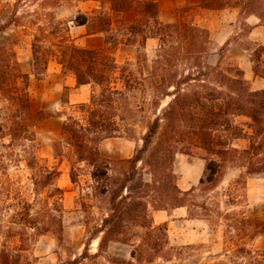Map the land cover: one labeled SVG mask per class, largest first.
Masks as SVG:
<instances>
[{"label": "trees", "instance_id": "1", "mask_svg": "<svg viewBox=\"0 0 264 264\" xmlns=\"http://www.w3.org/2000/svg\"><path fill=\"white\" fill-rule=\"evenodd\" d=\"M105 2H109L111 12H100L97 29L93 28L92 17L80 11L71 21L77 26H86L91 33H104L106 42L113 46H136L138 56L135 63L138 68H134L133 61L118 63L103 48H84L66 41L59 44L58 53L50 54L44 61L46 69L49 60L55 59L63 70L75 76L78 85L91 84L94 87L89 101L79 104L86 116L81 121L74 115L64 114L62 133L74 148L78 161L92 166L93 178L104 183L105 194H110L111 212L100 230L105 236L99 248L109 241L133 245L131 259L112 257L108 261L111 264H162L159 262L162 260L184 264L194 256L191 251L195 247L191 244L173 246L160 233L153 235L157 230L167 232L168 225L153 224L149 201L145 199L152 198L150 204L155 210L189 207L185 197L196 190H212L218 186L225 164L233 158L239 160L249 174L264 172V88L252 90L241 72L233 73L232 69L223 68L220 63L211 65L206 61L211 41L209 30L183 19L181 15L191 7L179 10L176 22L164 23L159 18L158 0ZM262 2L199 0L196 6L222 10L243 3L245 11L252 12L264 22ZM126 12L134 14L133 22L122 19L121 15ZM57 24L61 26L63 22L58 20ZM4 27L5 24L0 31ZM61 28L68 32L67 26ZM40 38L37 37L32 44L31 66L37 77L36 65L45 56L39 50ZM149 38L158 39V47L151 73L145 74L141 62L147 59L145 49ZM262 53L264 45L254 51L257 60ZM11 55L15 57L16 53L13 51ZM14 62L17 64V60L6 61L3 66L11 76L14 89L9 101L20 106L11 113L4 112L0 123V138L9 137L0 152V218H6L2 234L9 241L15 240L18 246L13 252L3 243L0 264H33L29 260L24 261L21 253L28 250L32 239L37 240L54 230L58 238L63 239L61 201L65 193L57 182L60 171L44 163L39 156V141L34 127L44 119L63 114L44 113V110L33 113L28 91L30 75L21 72ZM166 99L170 100L163 105ZM236 116L251 119L252 133L247 137L235 123ZM140 123L145 128L142 145L125 160L129 165L128 172L122 178H114L110 173L113 160L102 156L99 145L105 139L121 137L123 128L130 130ZM157 137L159 140L155 142ZM242 137L248 139V147L239 149L231 146V139ZM180 143L199 147L217 157L208 160L205 177L196 189L182 191L174 181L173 172H162L157 176L159 168L164 169L174 161ZM147 154V165L153 169L151 182H146L138 170L139 162H143ZM22 162L33 171L30 178L33 198L27 196L22 180L15 178L14 171ZM70 180L73 184L77 182L73 170ZM44 191L46 195L42 197ZM37 204L41 205L39 209ZM136 225L145 230L144 236L131 234L132 227ZM246 226L254 230L253 239L264 235V220L251 219ZM136 236L140 238L133 244ZM90 255L86 244L78 257L59 264H82ZM208 258L201 264H264V249H255L246 243L236 244L233 252L209 254Z\"/></svg>", "mask_w": 264, "mask_h": 264}, {"label": "rangeland", "instance_id": "2", "mask_svg": "<svg viewBox=\"0 0 264 264\" xmlns=\"http://www.w3.org/2000/svg\"><path fill=\"white\" fill-rule=\"evenodd\" d=\"M262 1L261 10L264 12V0ZM186 7L192 9L182 12V18L192 21L210 32L211 41L208 45L206 61L211 65L220 63L223 68L232 69L233 73L241 72L252 90L263 89L264 53H262L260 60H257L254 51L260 45H264V22H261L258 16L252 12L245 11L243 3L238 7L226 8L227 10L222 12L202 9L189 4L179 6V10ZM206 10H211V12ZM79 11L89 14L95 25L93 28L97 29L100 26V12H105V0H0V29L5 24L4 29L0 31V111L2 112L0 123L4 112L11 113L12 110L20 106L17 103L18 106L13 105L14 102L9 101V96L14 89L10 82L11 76L3 66L6 61L17 60V64L15 62L13 64L21 72L33 74L31 66L32 44L37 37H41V43L38 46L45 56H42L39 64L36 65L38 77L35 74L29 76L28 91L33 113L36 114L37 111L44 110V113L49 112L55 115L58 113L74 115L81 121L86 116V113L79 108L81 103H68L71 91L63 85L64 73L55 71L57 62L54 59L49 60L47 69L49 67L50 73H47L44 64L50 54L58 53L59 44L63 41L91 49L103 48L105 50V43L112 47L119 46H113L106 42L104 33H91L86 26L82 29L83 33L80 31L81 29L74 28L75 24L71 20ZM58 20L62 21L63 25L59 26ZM66 26L68 32L61 28ZM87 35L90 37L85 42L78 41L80 37ZM64 36L67 40L63 39ZM99 44L102 46L97 47ZM155 48L156 43H154L153 48H149L148 52L145 49L148 59L146 62H141V65L146 72L151 70ZM13 51L16 53L15 57L11 55ZM129 56H133L134 59L128 60ZM137 56L138 48L136 46L122 47L118 52V63L123 64L126 61L135 63ZM134 68H138L136 63ZM22 85L20 80V86L22 87ZM93 89L92 85L86 92L88 99H90ZM55 96L57 100H61L63 107L43 109L47 98L51 99ZM169 100L163 101V105H166ZM55 117L57 116L50 117L51 121H47L50 118L44 119L34 127V131L39 141V156L43 158L44 163L60 171L57 182L65 190L61 201L63 239L58 238L55 230L38 237L37 240L32 239L28 244V250L21 252L23 260H29L33 264H59L70 258L78 257L84 252L86 244L89 245L91 255L82 264H111L108 260L112 257L131 259L133 245L109 241L107 245L104 244L101 249L99 248L100 241L105 236V233L100 232V230L105 217L111 212L110 194H105L104 183H98L93 178L92 166L86 162L78 161L74 148L67 143L62 133L63 120L56 121ZM234 120L241 132L243 131L244 136L247 137L248 134L252 133L249 117L236 116ZM144 132V124L140 123L130 130L123 128L122 138L106 141L108 142L107 146L105 140L100 143L99 148L101 146L102 156L113 160L110 173L114 178H122L123 174L128 172L129 165L125 160L132 157L135 150L142 145L141 137ZM246 137L231 139V146L239 149L248 147L249 141ZM158 140L157 137L155 142ZM177 150L174 161L169 165L167 164L164 169L163 167L159 168L157 176H161L162 172H173L174 181L182 191L198 188L200 180L205 177L208 160L217 157L208 154L204 149L190 146L188 143L178 144ZM18 151L20 152V149ZM147 160H149V154L145 155L143 162H139L138 170L146 182H151L153 169L147 165ZM72 170L77 178L75 184L70 180ZM32 172L25 165V162H22L19 169L14 171L15 178L22 180L25 185L29 198L34 196L30 181ZM249 176H259L264 179V172L249 174L246 167H243L239 160L233 158V161L229 160L225 164L224 175L218 186L212 190H196L185 197L186 203L189 204V216L191 218L209 219V227L212 230L223 225L226 251L233 252L236 244L244 243L255 249H264V235H258L253 239L254 230L248 226L245 228L248 220H264V203L258 206L254 203L255 207L250 205L251 202L246 189ZM188 184L193 185L190 189L184 190L183 187ZM45 195L46 191L41 196L44 197ZM145 200L149 201V211L153 216L155 209L150 204L152 198L147 197ZM40 207L41 205L37 204V209ZM173 209L169 207V210L166 211ZM5 220L6 218H0V247L6 243L9 249L14 252L18 243L15 240L9 241L2 234L4 230L2 225L6 224L4 223ZM153 224L161 223H155L153 219ZM235 226L237 227L236 230L234 229ZM183 229L181 226L176 227L177 231L175 230L174 234L169 232V228L167 232L166 230H157L153 235L160 233V236L170 240V245L186 246L188 245L187 237L184 239L183 235H178L181 237L178 239L177 236V232L181 234ZM191 229L192 226L186 228V236ZM132 233L144 236L145 230L136 225L132 227ZM259 236L262 237L259 238ZM139 238L138 236L133 238V244ZM214 241L215 236L207 243H190L195 247V250L191 251L194 256L184 264H201L208 261L209 254L207 252L211 249ZM159 262L170 264L162 260Z\"/></svg>", "mask_w": 264, "mask_h": 264}, {"label": "crops", "instance_id": "3", "mask_svg": "<svg viewBox=\"0 0 264 264\" xmlns=\"http://www.w3.org/2000/svg\"><path fill=\"white\" fill-rule=\"evenodd\" d=\"M199 0H158V7H159V18L164 23H174L178 19V13L179 12V6L181 5H197ZM227 9L222 10H213L216 12H222ZM202 11V9H201ZM210 11L211 10H206ZM105 12H111L110 4L109 2H105ZM121 17L126 22H133L134 20V14L132 12H126L121 15ZM85 27L84 25L77 26L74 25V28L81 29V33H83L82 29ZM90 35L82 36L78 39L79 42H85L86 39H88ZM154 43H156V48L158 47V39L156 38H149L146 43V50L149 51V48L154 47ZM80 46V45H78ZM102 45L99 44L97 47H101ZM131 45H124L121 44L118 47H112L111 45L105 43V50L107 53L112 54L116 61L118 62V52L122 49V47H129ZM82 47V46H80ZM134 47V46H132ZM110 48V49H109ZM155 48V53H156ZM19 55V53H18ZM33 55V54H32ZM133 56H129L128 60H133ZM137 59V58H136ZM148 59V58H147ZM55 60V59H54ZM56 61V60H55ZM147 60H145L146 62ZM56 69L55 71L57 73H64L65 80H64V87H67L70 89V95H69V102L68 103H85L88 102L89 99L87 97V93L91 87V84H85V85H78L75 76L70 71L63 70L62 65L56 61ZM50 64V63H49ZM50 66V65H49ZM152 69V67H151ZM145 74H150L151 70L146 72L143 68ZM47 73H50V69L48 67ZM30 76H33V74L29 73ZM91 96V95H90ZM46 105L43 106V109H55L63 107L61 100H57V97L55 98H47ZM56 121H60L59 119H62L64 122L65 115L57 116L54 118ZM52 119H48L47 121H51ZM62 122V124H63ZM122 137H112L105 139V145L107 146L108 142L112 139H120ZM9 141V137L6 136L4 138H0V152L3 149V144ZM101 150V146H100ZM193 184H188L187 186L183 187L184 190L190 189ZM247 189V195L249 197V200L251 202V206H254V203L258 206L264 203V179L259 176H249L246 184ZM253 201V203H252ZM255 201V202H254ZM249 205V206H250ZM153 219L155 223H167L169 232L174 234V231L176 230V227L181 226L184 228L181 234L177 232L178 235H183L184 239L185 237L187 240V243H207L211 241V238L215 236V241L211 247V249L207 252L208 254L213 255H220L226 251V244H225V235L223 230V225H220L216 230H212L209 227V219H203V218H191L189 216V207L188 206H181L174 208L172 211H166V210H155L153 212ZM192 226V229L189 231L188 236L187 233L185 234L186 228H189ZM177 231V230H176ZM262 236H259V238ZM181 237L178 236V239Z\"/></svg>", "mask_w": 264, "mask_h": 264}]
</instances>
